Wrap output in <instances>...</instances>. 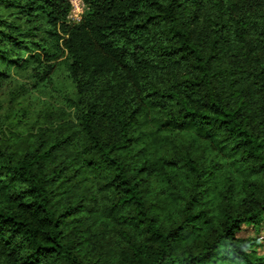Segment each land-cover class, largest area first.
Here are the masks:
<instances>
[{
	"label": "trees",
	"instance_id": "trees-1",
	"mask_svg": "<svg viewBox=\"0 0 264 264\" xmlns=\"http://www.w3.org/2000/svg\"><path fill=\"white\" fill-rule=\"evenodd\" d=\"M82 4L0 0V264H264V0Z\"/></svg>",
	"mask_w": 264,
	"mask_h": 264
},
{
	"label": "rangeland",
	"instance_id": "rangeland-1",
	"mask_svg": "<svg viewBox=\"0 0 264 264\" xmlns=\"http://www.w3.org/2000/svg\"><path fill=\"white\" fill-rule=\"evenodd\" d=\"M71 4V11L68 16V20L70 22H78L83 14L84 7L82 4V0H69ZM30 71H11V79L6 81L0 85V103L2 106H6V93L8 90L13 88L16 85L24 84L26 85V89L28 90V94L26 96V106L31 108L33 111H36L42 107V105L51 104L56 107L61 106L64 100L58 94V90L54 91V85L48 86L45 90H35L32 88V82L29 78ZM57 78V79H56ZM56 87L60 88V82L63 80V72H57L56 77ZM240 238H248L251 239L253 242L252 246L250 247V252L254 255L258 256L262 260H264V215L260 219L257 224H244L241 227L240 232L237 234ZM224 250L220 252V255L217 260V264H239L230 259H225L223 257Z\"/></svg>",
	"mask_w": 264,
	"mask_h": 264
}]
</instances>
